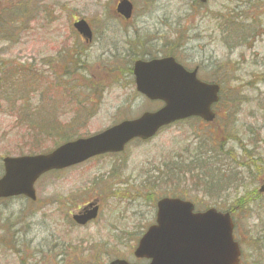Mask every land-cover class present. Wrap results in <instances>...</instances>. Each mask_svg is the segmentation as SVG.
I'll return each mask as SVG.
<instances>
[{"label": "rangeland", "instance_id": "374dc122", "mask_svg": "<svg viewBox=\"0 0 264 264\" xmlns=\"http://www.w3.org/2000/svg\"><path fill=\"white\" fill-rule=\"evenodd\" d=\"M117 1L0 0V20L5 21V27L17 28L15 40L9 36L14 41L0 42V73L4 72L0 81L13 75L0 86V176L4 157L44 154L67 138L91 136L158 109L160 104L137 96L125 67L110 72L105 64L113 55L119 58L139 53L146 48H139V44L146 41L145 50L154 57H159L156 51L177 52L178 61L187 68L200 67V79L219 82L222 91L215 109L217 118L208 125L198 120L172 125L144 144H131L118 159H95L46 175L36 186L35 203L21 198L0 201V246L14 248V255L9 256L10 252L0 247V264H18L20 260L24 264L133 262V249L154 220L157 200L181 197L194 203L196 211L217 207L225 212L230 202L218 198L210 188L220 194L232 175L245 189L254 181L252 170L241 172L232 168L231 161L229 168L227 161L216 167L221 170L218 175L212 172L207 185L197 172L188 170L191 167L186 168L190 164L180 162L189 157L182 154L186 146L192 149L198 142L205 148V139L212 149L219 146L216 141L232 148L231 159L239 152L237 138L264 151V0H212L203 7L197 0H129L134 3L135 36L130 27L112 20L119 17L114 13ZM259 2L263 4L261 27L256 22L246 25L250 22L244 17L250 16ZM36 8L38 12H34ZM225 12L228 18L239 16L237 20L245 23L240 27L244 26L247 34L254 35L252 26L257 27L256 37L249 36L244 42L232 40L237 34L228 33L230 20L222 15ZM75 18L84 19L92 28L90 44L81 41L80 45L74 36L71 20ZM68 51L75 52L74 60L84 66L71 65L69 70L64 59L74 61ZM34 66L41 68L34 72L40 84L35 89L28 84ZM75 67L81 71L75 72ZM66 71L71 75H65ZM21 83L28 89L22 98L17 90L12 100L10 88ZM14 102H27L26 111L31 104L36 107L37 102H47L49 111L40 114L51 117L36 122L42 129L31 126L34 116L20 122V103ZM53 130L56 135H52ZM263 174L256 186L245 191V213H234L242 264H264V195L260 198L257 193L264 184ZM151 182L156 183L155 191L145 188ZM93 202L100 205L93 223L85 227L70 223L71 215ZM231 205L237 206L234 202ZM7 237L11 242H6Z\"/></svg>", "mask_w": 264, "mask_h": 264}, {"label": "water", "instance_id": "95a60500", "mask_svg": "<svg viewBox=\"0 0 264 264\" xmlns=\"http://www.w3.org/2000/svg\"><path fill=\"white\" fill-rule=\"evenodd\" d=\"M117 11L129 18L132 6L124 0L118 4ZM75 28L84 37H90L83 24ZM134 75L137 91L150 100L162 101V109L145 113L138 120L123 122L88 139L61 145L48 155L3 159L0 198L24 195L34 200L32 186L47 171L62 170L93 156L118 153L130 140H147L161 127L176 120L191 116L205 121L213 119L210 106L218 100V88L197 82L195 72L186 73L172 59L138 62ZM96 212L97 207H94L87 215L74 216L73 220L85 225L95 218ZM231 232L229 215L214 209L193 214L190 203L162 200L157 204L155 224L138 241L134 257L150 260L149 264H238L239 251ZM111 264L129 263L114 261Z\"/></svg>", "mask_w": 264, "mask_h": 264}, {"label": "trees", "instance_id": "16d2710c", "mask_svg": "<svg viewBox=\"0 0 264 264\" xmlns=\"http://www.w3.org/2000/svg\"><path fill=\"white\" fill-rule=\"evenodd\" d=\"M261 9L262 8H260V6H257L256 13H254L252 16H250L248 18V20H249L248 22H250L251 25H252V23L256 22L261 27V25L259 24V21L261 20L260 17L263 14V11ZM34 12H38V9L37 8L34 9ZM222 15L225 17V19H229L230 20L228 22V25H229L228 33L230 34V36H233L234 34H237L234 38H232V40L237 39V41L240 40L241 42H244L249 36L250 37H254L255 36V34L257 32V27H253L252 26V29L255 31L254 35H250L249 33L247 34L246 28L243 26V29H241V27H240V25H244L245 23L244 22H240V21L237 20V18L239 16L233 15L234 18H228V12H225ZM246 25H249V24L246 23ZM12 29H15V31H10ZM16 29H17L16 26L14 28L13 27H5V21L3 23L2 20H0V42L3 41V39L5 40V42L14 41L15 37L17 36V33H16L17 30ZM216 32L218 33L219 31L216 29ZM10 35L14 36V40L13 39H9ZM229 39H231V38H229ZM33 68H32V71L30 70V72H29V76L30 77L33 76V73H34L33 72ZM2 73H4V72L2 71L1 75H2ZM21 74H24V73H21ZM8 75L9 76H7L6 78L1 79V81H0V86L1 87H2V83L4 81L10 80L11 78H13L12 74H8ZM30 77H29V81H28V84H30V87H31V85H34V86H39L40 85V84H37V83L32 84V81L30 80ZM10 89L12 90V98L11 99L13 100L14 97L16 96L17 90L19 91V94H21V98H22L23 94L26 92V90L28 88L23 83H21L18 88L11 87ZM17 103H20L19 108L21 109V111H19V118H18V120L20 122L23 121V120L29 121L34 116V118L30 120L31 126H35L38 129H42V126H40V125L38 126L36 124V122L37 121H47L51 117V115H47V114L42 115V114H40L41 111H49V108L46 105L47 102H37V104H36L37 106L36 107H32V104H31L29 111L25 110L27 102H14V105L17 104ZM241 105H243V103ZM74 115H78V113L76 112ZM39 118H41V119H39ZM34 119H36V121ZM71 124H72V121L70 122V125ZM52 132H53L52 135L53 134L56 135V132L54 130ZM39 133L44 134L40 130H39ZM46 137L48 138V136H46ZM68 139L69 138H67V140ZM236 141H238L236 146L237 147L240 146V148H241L239 150V152H238L240 154V156H241V158H239V159H235V157L233 158L231 155L230 156L232 157V159L229 158V154L230 153L222 151L220 149L217 152H212L211 146L209 144V140L205 139L204 140L205 148L201 144H198L197 141H196L197 145H195V147H193L192 149H190L188 146H186V151L184 150L182 154L183 155L188 154L189 157H187L185 159L181 158L182 160H181L180 163L183 164V165L190 164V166H186V168L187 167L188 168L191 167L188 170L190 172H197L198 176L200 177L199 180L201 182L202 181L206 182L207 185H209V181L208 180H210V176H211L212 172H214V175H218V173H219V171L221 169L220 168H216V167L224 166L223 165L224 162L226 163L228 161L227 164L229 165V168H230V161H231V163H233L235 161L236 163L241 164L244 167L246 166L247 168H250V166L251 167L252 166H254V167L258 166L257 167L258 171H259L258 174H252L251 175V178H253L255 182L253 181L252 184L247 185V188H248V189L246 188V191H247V190H249L252 187L257 185V183L259 181V178L261 177V174L264 171V151H259V147H257L256 145H253L252 147H249L248 145H245V144L243 145L242 142L244 143V141H243L242 138L241 139H236ZM219 146H220V148L223 147L222 144L219 145ZM263 146H264V144H263ZM203 148H204L203 152L202 151H198L199 149H203ZM212 158H214V159H212ZM212 161H213V164H212ZM182 173L187 177V175H188L187 170H184ZM231 177H232L231 181H235L234 176L232 175ZM212 182H214V181L212 180ZM151 183H153V184H148L147 186H145V188H148L150 191H155L156 190V186H154V185H156V183L155 182H151ZM158 188H159V186H158ZM210 189L212 190V188H210ZM205 196L206 195H204L203 197H205ZM262 201H264V200H262ZM233 202H234V204L237 205V207L239 206V202L238 201H233ZM263 211H264V208H263ZM259 213H261V212H259ZM5 240H6V242H11L9 237H7ZM15 245H16V243H15ZM0 247L4 250V252H10V254H8L9 256H13L14 255L13 254L14 248L10 249V248H7L4 245H1ZM262 251L263 250L261 249V251L258 254L259 256H262ZM255 255H257V253H255ZM259 259H261V258H259ZM21 261L22 260H20V263H18V262L17 263L18 264H24V262H21ZM55 264H59V263H55Z\"/></svg>", "mask_w": 264, "mask_h": 264}, {"label": "flooded vegetation", "instance_id": "af4514ba", "mask_svg": "<svg viewBox=\"0 0 264 264\" xmlns=\"http://www.w3.org/2000/svg\"><path fill=\"white\" fill-rule=\"evenodd\" d=\"M118 1H117V3H118ZM134 13H135V9H134V4H133V10H132V15L133 16L135 15ZM112 20L118 21L124 27H127V28L130 27V30L132 31V35L135 36L134 35V33H135L134 23H136L135 18L132 17L130 19H126V18H124L122 16H119L117 19H112ZM76 21L77 20H71L72 24L74 22H76ZM111 21H107V22H111ZM150 42H151V40H150ZM147 43H148V41H146L144 44H139V45H141V46H139V48H141V47H146L147 48V46H148ZM135 47H138V46H135ZM131 48H133V47H131ZM146 48L142 49L139 52L141 54H139V53H131V55H127V56H124V57L121 56L119 58H117L115 55H113L112 57H109V59L105 62V64L109 65L108 66L109 67L108 70L110 72H112V71H114L116 69H121V68L125 67V69L127 71V76H128L127 80L130 81V87L133 88L134 91H135V82H134V75H133V73H134V63L136 61H138V60L148 61L150 59H157V58H159V59L172 58L175 63H177L180 66H182L185 70H187V71L196 70L197 78H199L198 77V70L200 69V67L199 66H195L194 68H187L184 64H181L178 61L177 54H176L177 52H172L171 50H167V51H156L155 52V55H159V57H154L152 54H150V52H148L147 50H145ZM177 50L178 49L176 48V51ZM120 59H123V60H120ZM69 64L74 65L73 63H69ZM77 65L78 66H84V65H81L80 63L77 64ZM99 68H100L99 65H97V69H99ZM39 69H41V68L35 67L34 68V72H37ZM74 71L75 72H78V71H81V70L79 68H76L75 67L74 68ZM35 74L36 73L33 74V77L31 79L32 84L36 83V79H35L36 77L34 76ZM61 85H63V84H61ZM32 86L35 87L34 85H32ZM137 96L138 97H141L138 94H137ZM197 120H199V119H197ZM129 146L130 145H128V147L125 149V151H123V153L120 156H114V158H117L118 159L119 157L125 155L127 153V151H128ZM99 159H101V158H99ZM212 159H214V158H212ZM82 165H84V164H81L79 166H82ZM79 166H77V167H79ZM263 187H264V184L260 186L259 192H257L258 193V197H260V198L264 195V190L261 191V189ZM212 191H215L214 194L217 195L218 198H221L224 202H230V203L227 204V208L228 209L230 208L228 211H230V215L233 218H235V215H234L235 211L240 212L241 214L245 213V206L243 205V201L245 199V202H246L248 199H247V196H246V193H245L246 189L243 188L240 183H236V182L231 181V180L227 181V179H226V183H225L224 188H223V190L221 191L220 194L218 193V191L216 189H212ZM233 201H238L239 202V206L238 207L237 206L233 207L231 205ZM99 209H100V205L98 204V214H99ZM87 213H88V211L85 212V215H87ZM97 218H98V215H97ZM90 223H93V222H89L86 225H88ZM71 224H75V223L73 222ZM235 224H236V220H235ZM236 226H237V224H236ZM234 238L237 239L235 232H234ZM66 250H69L70 251L69 248H67ZM82 253H83V256H86L87 255V253H85V252H82ZM65 255H69V254H65ZM132 257H133V260H134L133 262H129L127 260H125V261L129 262L130 264H149V262H150L149 260H136V259H134V249H133V252H132ZM65 259H66L65 257H63V256L61 257V261L64 262ZM113 260H116V259H113ZM117 260H124V259H117Z\"/></svg>", "mask_w": 264, "mask_h": 264}, {"label": "bare ground", "instance_id": "6f19581e", "mask_svg": "<svg viewBox=\"0 0 264 264\" xmlns=\"http://www.w3.org/2000/svg\"><path fill=\"white\" fill-rule=\"evenodd\" d=\"M250 166V165H249ZM258 167V166H257ZM257 167H254V166H250V168H247L246 166L244 167V166H242L241 164H238V163H236V162H233L232 163V168H235V169H237V170H239V171H250V170H252L254 173L253 174H258V168Z\"/></svg>", "mask_w": 264, "mask_h": 264}]
</instances>
